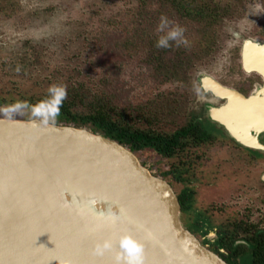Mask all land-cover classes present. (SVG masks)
<instances>
[{"label":"water","instance_id":"water-1","mask_svg":"<svg viewBox=\"0 0 264 264\" xmlns=\"http://www.w3.org/2000/svg\"><path fill=\"white\" fill-rule=\"evenodd\" d=\"M222 120L229 136L240 140ZM36 171L88 181L117 198L135 222L133 241L143 246L142 264H229L183 225L170 182L119 141L85 127L6 116H0V264H127L121 237L24 201L15 180ZM68 237L77 241L74 247ZM105 240L111 248L93 255L94 245Z\"/></svg>","mask_w":264,"mask_h":264},{"label":"flooded vegetation","instance_id":"flooded-vegetation-1","mask_svg":"<svg viewBox=\"0 0 264 264\" xmlns=\"http://www.w3.org/2000/svg\"><path fill=\"white\" fill-rule=\"evenodd\" d=\"M232 1L234 3L227 0L233 8L220 19L212 31L213 35L210 37L212 46L209 52L195 59L191 49L185 48L186 58L184 60L190 59L191 61L185 60L184 67L173 70L167 77L175 81L180 78L186 80L184 100L181 102L185 105L183 106L185 111L178 108L179 105L176 103L172 106V102L162 104L161 101L149 100L146 115L153 114L160 119L163 130L170 131L181 126L187 129L183 133L189 143L184 163L185 171L188 173L186 179L187 207L184 210L180 205L183 225L229 264H264V147L259 148L255 142L247 143L229 136V133L222 127L220 119L211 115L212 108H220L222 103L227 102L226 95L216 94L210 87L202 84L203 78H209L224 88H229L236 96H241L244 103L249 101L246 99L251 94L256 95L257 99L263 97V100H259L264 101V90H262L264 89V37L243 36L238 31L230 32L239 41L234 52H231L234 61L229 57L230 65L232 64L231 69L227 68L228 76L233 83L227 82L221 73H215L206 67L210 58L212 61L216 59V53L220 49L217 44L220 38V35H216L217 27L235 15L236 5L238 8L240 5L245 7L244 4L248 0ZM132 3L136 10L139 0L138 2L132 0ZM157 6L158 3L155 1L153 5L150 4V7ZM236 16L238 14L234 17ZM258 27L259 32L264 35V18L260 20ZM131 34L130 31L129 41H126V44H124L126 38L120 41V49L130 50L132 46L134 48L135 39ZM250 57L255 58L254 62H247ZM175 60L176 57L173 59L172 56V61ZM170 66H173V63ZM75 87L101 94L83 82H70L65 86L57 84L51 87H33L23 91L43 94L46 91L65 92ZM9 89L17 91L9 87L0 88V94ZM110 99L115 102L112 97ZM137 104L143 103H119V105H127L128 111L131 109L134 111L133 114L135 113L133 106ZM250 109L257 113L254 117L257 121L260 111L253 107ZM250 133L253 135L250 134L251 138H258L264 143L263 131L257 132L251 129ZM178 149L179 147H176V150ZM149 154L150 152L147 153ZM147 160L150 161L152 167L155 160L153 161V158L144 159V161ZM173 160L175 167L170 171V184L177 195L181 185L180 176L177 173L179 160L176 156ZM164 161L157 159V165H162ZM166 169L167 167L164 166L159 171L163 172ZM221 179L224 181V186L219 195L216 193L215 196H210L211 199L198 196L199 189L216 185Z\"/></svg>","mask_w":264,"mask_h":264},{"label":"rangeland","instance_id":"rangeland-1","mask_svg":"<svg viewBox=\"0 0 264 264\" xmlns=\"http://www.w3.org/2000/svg\"><path fill=\"white\" fill-rule=\"evenodd\" d=\"M244 5H236L238 16L217 27L220 49L206 65L231 83L229 57L234 61L231 52L239 41L230 32L264 37L258 30L264 0H248ZM134 7L132 0H0V88L24 90L83 82L115 102H172L185 111L181 104L185 79L171 80L167 72L148 63L144 42L142 49L134 44L136 40L130 50L119 48L135 25ZM161 16L155 14L156 21ZM141 163L151 171L149 160ZM223 186L221 179L197 194L211 199Z\"/></svg>","mask_w":264,"mask_h":264},{"label":"trees","instance_id":"trees-1","mask_svg":"<svg viewBox=\"0 0 264 264\" xmlns=\"http://www.w3.org/2000/svg\"><path fill=\"white\" fill-rule=\"evenodd\" d=\"M152 7L150 14L147 9ZM233 7L230 2L221 0H139L134 11L135 25L132 34L134 44L140 48L141 42L146 44V60L152 66L171 72L185 66V48L191 49L192 56L197 59L209 52L215 26ZM155 14L167 18L168 23L158 28ZM150 20V23L144 22ZM156 22V23H155ZM178 28L183 29L182 35L172 37L171 33ZM127 39V40H126ZM124 40L129 41L128 38ZM161 44L162 46H157ZM142 49V48H141ZM176 57V62L172 61ZM175 56V57H174ZM173 63V66L170 64ZM171 67V68H169ZM171 70V71H170ZM63 95H59V93ZM64 91H46L45 93H30L23 90H5L0 94V116L16 118L37 117L56 124H68L85 127L96 133L119 141L123 146L133 151L144 161L153 158L151 172L170 182V171L175 167L174 156L179 160L178 175L180 176L179 199L182 209L187 207L185 159L189 143L183 135L187 131L181 126L166 131L162 129L160 119L153 114H147L148 103L133 106L134 111H128L127 105L113 102L106 94H95L91 91L75 87ZM176 147H179L176 150ZM178 153H177V152ZM147 155V153H149ZM178 154V155H177ZM147 155V156H146ZM157 159L165 160L157 165ZM167 167L160 172L159 169Z\"/></svg>","mask_w":264,"mask_h":264},{"label":"bare ground","instance_id":"bare-ground-1","mask_svg":"<svg viewBox=\"0 0 264 264\" xmlns=\"http://www.w3.org/2000/svg\"><path fill=\"white\" fill-rule=\"evenodd\" d=\"M253 59L255 58L250 57L247 62H254ZM202 84L210 87L216 94L227 97V102L222 103V107L212 108L211 115L218 117L220 121L228 120L231 133L238 139L254 143L256 139L251 138L250 130L254 129L258 132L261 127H264V107L262 108L264 101L259 100H263V97L257 99L256 95L251 94L246 99L249 101L244 103L241 96H236L229 88H224L209 78H203ZM250 107L260 111L257 119L260 122L254 120L257 113H254ZM88 183L98 191L82 200L75 191L72 177H65L54 172L36 171L26 173L15 180V186L27 204L44 209L54 207L78 226L97 227L121 238L128 236L135 240V222L127 208L106 189L91 182Z\"/></svg>","mask_w":264,"mask_h":264},{"label":"clouds","instance_id":"clouds-1","mask_svg":"<svg viewBox=\"0 0 264 264\" xmlns=\"http://www.w3.org/2000/svg\"><path fill=\"white\" fill-rule=\"evenodd\" d=\"M168 23L167 18L162 17L158 28L164 27ZM183 29L178 28L174 30L171 35L173 38L176 36L182 35ZM162 46L161 44L157 45ZM66 91L64 92V98H66ZM120 247L123 250V258L126 260L127 264H142L143 262V246L138 242L133 241L130 237L125 236L121 238ZM111 248L109 241L105 240L103 243L97 242L93 249L92 253L96 256H102L104 252ZM121 254L117 253L115 256L116 261L121 260Z\"/></svg>","mask_w":264,"mask_h":264},{"label":"snow or ice","instance_id":"snow-or-ice-1","mask_svg":"<svg viewBox=\"0 0 264 264\" xmlns=\"http://www.w3.org/2000/svg\"><path fill=\"white\" fill-rule=\"evenodd\" d=\"M59 95H63V93H59ZM73 184L75 185V191L77 194L80 195L81 199H86L90 194H92L95 191H98V189H95L93 186H91L86 181H77L75 178H73ZM67 243L70 247H74L77 243L76 240H73L71 237L67 238Z\"/></svg>","mask_w":264,"mask_h":264}]
</instances>
